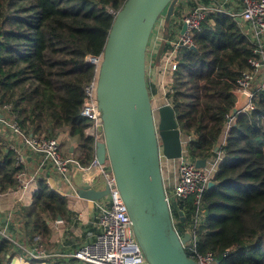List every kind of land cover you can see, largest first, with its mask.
Returning a JSON list of instances; mask_svg holds the SVG:
<instances>
[{"label": "trees", "instance_id": "trees-1", "mask_svg": "<svg viewBox=\"0 0 264 264\" xmlns=\"http://www.w3.org/2000/svg\"><path fill=\"white\" fill-rule=\"evenodd\" d=\"M124 2L0 0V104L13 107L26 132L55 137L56 130L66 127L79 139L75 157L81 165L96 155L93 138L85 134L88 122L80 115L84 86L98 70L87 57L102 55L113 21L108 10L118 11ZM177 14L176 5L173 16ZM177 21L172 17L170 24ZM192 39L193 48L174 53L176 69L165 97L180 131L194 135L186 156L193 161L221 157L213 186L202 194L205 214L203 224L194 228L196 248L212 253L217 264H264V91H258L253 109L234 115L220 142L251 46L236 21L224 13L208 14ZM168 50L166 42L163 54ZM149 61L146 55L151 95ZM16 171L12 154L0 140L1 193L16 188ZM178 204L183 222L175 210L173 214L183 234L192 222V199ZM21 212L31 236H46L44 217H64L69 209L64 197L39 181L33 203ZM11 247V241L1 239L0 264L8 263Z\"/></svg>", "mask_w": 264, "mask_h": 264}, {"label": "water", "instance_id": "water-1", "mask_svg": "<svg viewBox=\"0 0 264 264\" xmlns=\"http://www.w3.org/2000/svg\"><path fill=\"white\" fill-rule=\"evenodd\" d=\"M178 0H125L113 15L96 76L95 96L101 117L96 144L98 161L109 162L116 186L126 205L135 240L147 264H198L182 248L173 226V211L183 222L176 201H167L161 158L179 160L183 155L180 129L169 104L154 107L146 82V55L154 26L163 14L162 34L155 55L159 64ZM185 25L181 27V33ZM193 48V47H191ZM236 115L248 103V95L233 91ZM217 151V148L214 149ZM203 168L206 159H196ZM213 186L211 181L208 188ZM103 189H79L90 201L107 196Z\"/></svg>", "mask_w": 264, "mask_h": 264}, {"label": "built area", "instance_id": "built-area-1", "mask_svg": "<svg viewBox=\"0 0 264 264\" xmlns=\"http://www.w3.org/2000/svg\"><path fill=\"white\" fill-rule=\"evenodd\" d=\"M192 3L187 12L181 16L180 21L170 24L169 30L172 33L177 32V35L170 34L172 38L169 37L167 40L169 50L162 56L164 69L167 71L176 69L174 53L179 48L194 46L192 34L199 31L208 14L224 13L236 21L251 46V55L247 59L248 67L240 73L233 90L248 95V103L238 113L250 111L253 109V101L258 91H264V0H192ZM108 11L111 15L117 12L111 9ZM162 24V20L160 23L156 22V28L154 26L152 31L149 44H153L154 47L161 40ZM182 25H185L183 33H181ZM151 38L155 41L152 42ZM149 44L147 51L151 55L155 50L151 51ZM150 59L153 60V55ZM100 60L101 56L87 57V61L96 66L99 65ZM95 89L96 78L84 86L80 115L88 122L85 134L88 133L86 135L93 138L96 146L97 142L103 141V134L98 130L102 123ZM12 108L9 104H0V140L5 149L12 154L13 165L17 167L14 180L20 197L26 198L31 191L33 193L38 173L46 168L52 169L66 183L74 171L97 174L96 181L92 185L94 187L98 185L100 189L108 187L107 196L95 201L96 232L93 238L71 249L66 258L75 259L80 264H147L135 240L132 223L116 186L109 162L107 160L100 162L95 155L87 165H81L75 156L66 154L62 150L57 137H47L22 130ZM225 116L227 119L225 128L228 132L234 116L230 114ZM27 153L36 155L38 159V166L32 172L26 169ZM220 161L221 157L218 154L215 159L206 162L205 167L196 168L194 161L183 153L178 160L175 184L171 188L164 184L167 201H176L178 210H181L179 202L192 199V222L190 226L185 227L183 234H179L176 229V218L172 221L180 239L183 235H188L187 241L182 243V248L187 256L198 264H217L212 253L202 254L197 250L194 228L204 222L205 208L202 205V194L208 189ZM10 224L11 216L7 215L4 230ZM2 238L9 240L8 231L0 234V242ZM26 250L31 259L42 261L49 257V254L36 244L30 245Z\"/></svg>", "mask_w": 264, "mask_h": 264}, {"label": "crops", "instance_id": "crops-1", "mask_svg": "<svg viewBox=\"0 0 264 264\" xmlns=\"http://www.w3.org/2000/svg\"><path fill=\"white\" fill-rule=\"evenodd\" d=\"M169 32L170 38H172L170 34L173 36L177 35V32L171 33L170 30ZM150 62L151 64L148 68L147 78L152 93L150 96L153 101V106L156 107L162 104L170 105L165 94L172 81V71L164 69L162 57L158 65L155 63V57ZM55 133V137L59 140L61 148L66 154L76 156L80 152L78 148V137L70 136L66 127L56 130ZM86 134L88 135V133ZM226 134L227 132L225 128L220 140L221 143L224 141ZM180 135L183 145V153L186 155V145L191 139H193L194 135L189 136L181 131ZM164 160L166 163H164ZM209 161L210 159L206 160L207 163ZM177 165L178 160L161 158V173L164 184L167 187L171 188L176 182L177 170L175 168H177ZM37 166L38 159L36 155L27 153V171L32 172ZM171 166L175 167L174 172L171 171ZM96 178L97 174H84L74 171L70 175L69 180L67 181L68 183H66L63 182L52 169L46 168L38 173V179L33 188V193L31 191L28 197H20L16 188L9 189L6 192H0V234L8 231L9 240L12 243H15L12 244L13 247L10 250L11 256L7 264H80V262L75 259L70 260L66 258V255L71 249H74L78 245L93 238L96 232L94 219V206L96 202L79 198L77 191L79 189L100 190L98 185H95V187L92 185L96 181ZM39 181L46 183L51 190L65 198L69 213L64 217L58 216L54 219L47 216L44 217L48 229V235L31 236V234L27 235L24 232V228L19 226L20 223H23L21 210L33 203L34 195L39 189ZM7 215L11 216V224L4 230ZM36 238H39V247L43 248L46 253L49 254V257L42 261L31 259L27 255L26 249L34 244L33 239Z\"/></svg>", "mask_w": 264, "mask_h": 264}, {"label": "rangeland", "instance_id": "rangeland-1", "mask_svg": "<svg viewBox=\"0 0 264 264\" xmlns=\"http://www.w3.org/2000/svg\"><path fill=\"white\" fill-rule=\"evenodd\" d=\"M191 3H192V0H178V2H177V12H178V14H177V16L175 17V16H173L175 19H177L178 21L180 20V18H181V16L182 15H184L186 12H187V10L191 7ZM160 20H162V22H163V14L160 16ZM153 39V40H152ZM151 41L153 42V41H155L154 40V38H151ZM149 46H151L150 48V50L151 51H154L155 50V48H156V46L154 47L153 46V44L152 45H150L149 44ZM154 47V48H153ZM148 54H149V56H148ZM147 54V56L148 57H152V54L150 55V53H148ZM149 59V58H148ZM150 60H152V59H150ZM149 63V62H148ZM40 134V133H39ZM164 163H166L165 162V160H164ZM174 168L175 167H173V166H171V171H175L174 170ZM176 169V168H175ZM173 219H175V216H174V214H173ZM19 222V221H18ZM22 222V221H21ZM21 228H24V226H23V223H20V225H19ZM24 232L27 234V235H30V233L28 232V231H26L25 229H24ZM39 238H36V239H33V241H34V244H36V245H38L39 246V243H40V241L38 240ZM40 248V247H39ZM41 249H43V248H41Z\"/></svg>", "mask_w": 264, "mask_h": 264}]
</instances>
